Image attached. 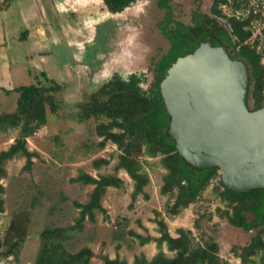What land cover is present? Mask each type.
<instances>
[{
	"label": "rangeland",
	"instance_id": "rangeland-1",
	"mask_svg": "<svg viewBox=\"0 0 264 264\" xmlns=\"http://www.w3.org/2000/svg\"><path fill=\"white\" fill-rule=\"evenodd\" d=\"M22 1L11 2L7 15L13 36L12 41H8L5 46L8 50L10 83L14 87L56 84L57 88L62 89L55 94L61 105L58 115L50 117L45 126L27 139V149L38 155L32 159L31 170H22L25 163L23 157L10 160L5 165L6 177L1 180L4 187V213L0 219V234L4 236L12 220L25 216L26 238L17 257L0 256V264H33L40 247L38 236L44 228H65L74 224L78 210L73 202L87 203L93 189L91 185L69 181L77 176L79 170L94 178L113 173L117 160L116 146L107 142L103 149L97 147L101 138L96 135L95 127L104 120L80 119L79 105L85 103L114 74L127 80L132 73L137 75L143 72L140 86L148 90L154 82L153 73L149 71L151 59L154 58L156 62L168 48L163 35L169 23L163 19L164 11L156 7V0L136 1L123 15H106L105 21H99L103 17L94 8L93 12L97 13L91 14L99 20L93 28L83 24L91 16L76 21L68 11L54 15L47 10L48 15L41 13L43 18L32 17L24 22L19 18L24 7ZM212 1H169L175 31L169 38L172 48L170 46L171 51L165 60H175L191 53L196 47L195 38L205 40L207 34L200 31L192 35L189 30L190 35L185 34V30L193 24V11L213 18L215 21L211 25L216 27L220 19L210 12ZM246 1L255 10L261 8L264 11V0ZM224 11L227 15L233 13L229 8H224ZM245 12L242 11V14ZM62 19L73 24L71 40L77 44L74 49L69 46L66 29L59 24ZM46 24H51L50 36L44 31L47 29ZM36 27L39 29L37 32ZM253 27L255 36L262 26L253 23ZM26 30L31 36L30 40L24 41L22 33ZM179 33L183 34L182 38H179ZM89 39L90 42L87 41ZM260 46L263 48L264 42ZM16 98L17 94L12 92L7 100L14 105ZM16 136L17 131L14 130L0 134V151L6 150ZM99 158L110 159V164L94 170L91 163ZM142 160H146L143 167L149 176V184L144 188L149 199L145 200L140 195L129 207L132 181L123 170H119L117 176L126 183L119 189H107L101 200L109 222L103 220V213L95 210V222L85 221L81 233H70V238L64 242L66 250L75 253L83 247H89L94 253L90 264H103V257L112 259L116 255L131 263L133 256L139 253L150 259L157 253L155 243L139 246L127 232L157 238L158 226L154 221L162 220L172 237H177L176 230L183 228L189 232L194 246L213 241L217 244L218 256L222 260L229 264H240L235 254L242 253L245 238L227 222L224 214L226 205L217 195L222 191L218 183L219 176L200 192L195 203L174 216L168 213V206L173 203V199L161 196L159 192L165 174L159 164V157ZM226 196L230 197L228 194ZM116 245L120 246L119 251H116ZM162 249L167 256H171L165 245ZM254 259L258 260L256 257Z\"/></svg>",
	"mask_w": 264,
	"mask_h": 264
},
{
	"label": "trees",
	"instance_id": "trees-1",
	"mask_svg": "<svg viewBox=\"0 0 264 264\" xmlns=\"http://www.w3.org/2000/svg\"><path fill=\"white\" fill-rule=\"evenodd\" d=\"M102 1L109 13L116 14L122 12L136 0ZM169 1L156 0L157 8L165 12V20L168 23L171 22ZM224 4L231 9H237L241 5H246L247 1L213 0L210 7L213 16H220V6ZM258 17L250 12L244 23L238 24L235 19H231L229 21L231 34L238 36L241 41L247 39L250 33L243 30V27H249L250 22ZM193 18H197L196 13ZM199 27H204L200 21L193 28L189 27L185 30L186 36L190 35L189 30L195 31ZM179 35V38L183 37V34L179 33ZM170 44L172 48V43ZM195 45L197 47V44ZM166 56L156 64L155 71L158 75L148 90L141 88L143 79L140 76L132 74L127 80H123L114 74L99 90L90 95L85 103L79 105L80 119L104 120L95 127L96 135L101 138L97 147L103 149L107 142L115 145L116 164L113 166L112 174L94 178L83 170H79L77 176L69 180L74 184L93 186L89 200L85 204L73 202L74 207L78 210L74 224L65 228H44L39 233L40 247L33 264H90L94 253L89 247H83L75 253H70L66 250L64 242L70 238V233H81L85 221L95 222V210L103 213V220L109 222L101 200L108 188L119 189L124 185V181L117 176L119 170H123L132 181L129 207H132L140 195L145 200L149 199L144 191V188L149 184V176L143 167L146 160H142V158L155 159L159 157V164L165 170L159 192L161 196L173 199V203L168 206V213L174 216L180 210L195 203L200 192L212 179L218 177L215 168L195 169L186 164L177 154L174 141L168 137L167 130L170 119L161 99L159 83L165 75L166 69L176 59L168 61L164 59ZM244 57L252 69L253 85L250 94L255 105L253 110H257L264 107V71L260 66L259 57L249 48L244 51ZM59 90L62 89L57 88V85L53 83L46 87L40 84L19 86L13 90L17 94L15 111L0 115L1 133H6L9 130L17 131L13 143L6 150L0 151V219L4 213L2 199L4 187L1 180L6 177L5 165L10 160L23 157L25 163L22 170H31L32 159L37 158L38 155L27 149V139L45 126L50 117L58 115L61 104L55 94L60 92ZM110 161V159L99 158L93 160L91 165L94 170H99L103 166H108ZM218 183L222 191L216 193L222 201L229 200L227 194L236 198L256 194L259 200L264 195L263 190H253L244 194L233 193L224 188L220 179ZM232 202L230 200V203ZM245 205V203H240L233 207L232 213L225 210V217L230 224L237 226L243 222L242 211L246 208ZM23 219L25 216L15 218L11 221L4 236L2 237L0 234V256L13 259L17 257V252L26 238V222ZM154 222L158 226L159 237L157 238L149 235L142 236L132 231L127 232V235L133 237L139 246L143 247L154 242L157 248V253L154 256L147 259L143 253H139L133 256L131 263L118 255L112 259L105 256L102 258L103 264H229L218 256V247L215 242L208 241L204 245L194 246L189 232L183 228L176 230L177 237H172L164 221L155 220ZM163 245H165L166 251L171 253V256H167L163 251ZM115 248L116 251H119L120 246L116 245ZM235 257L240 260V264H264V241L258 236L243 249L241 254L236 253ZM255 257L258 259L257 261H255Z\"/></svg>",
	"mask_w": 264,
	"mask_h": 264
},
{
	"label": "water",
	"instance_id": "water-1",
	"mask_svg": "<svg viewBox=\"0 0 264 264\" xmlns=\"http://www.w3.org/2000/svg\"><path fill=\"white\" fill-rule=\"evenodd\" d=\"M247 84L245 65L208 42L176 58L159 83L177 154L192 168H215L237 194L264 191V107L248 110Z\"/></svg>",
	"mask_w": 264,
	"mask_h": 264
},
{
	"label": "flooded vegetation",
	"instance_id": "flooded-vegetation-1",
	"mask_svg": "<svg viewBox=\"0 0 264 264\" xmlns=\"http://www.w3.org/2000/svg\"><path fill=\"white\" fill-rule=\"evenodd\" d=\"M224 8H229L233 13L230 15H227L224 11ZM242 11H246V14H242ZM250 12H252L254 15H258L259 17L257 19H254L250 22L249 27H243V30L250 33V36L241 41L238 36H233L231 34V27L229 21L231 19H235L237 23H244L245 20L249 17ZM197 14V18L194 19V14ZM165 18V12L163 15V19ZM217 19H220V21L217 20L216 27L211 25L213 24L215 20L213 18H210V16H207L206 14H202L199 11H193L192 12V21L193 24L190 27H194L196 23L199 21L201 22V25L204 26L203 28H197L195 31H192V35H196V32H203L206 33L205 40H197L193 37H190V39H194L195 44L197 46L202 42H208L213 46H222L225 48L229 58L242 62L247 71L248 75V84H247V91H246V98L245 103L249 111H253L254 109V100L251 97L250 91L252 90V76H251V66L244 57V51L246 48H249L250 51H253L256 56L259 57L260 60V66L263 68L264 71V47L261 48L260 44L264 42V11L260 8L259 10H255L253 7H250L248 5V2L246 5H241L237 9H231L228 5H221L220 6V16L217 17ZM171 22L167 24L166 31L168 33H174L175 31V21L170 19ZM210 23V24H209ZM253 23H258L262 27L258 34L254 36L253 34ZM170 24H172V27H170ZM184 25V24H183ZM185 26V25H184ZM162 33V32H161ZM166 33V35H163L165 39L167 40L168 48L166 49L165 54L161 56V58L158 59V62L163 59L164 56H166L169 53L170 49V35ZM195 49V48H194ZM193 49V50H194ZM192 50V51H193ZM191 51V52H192ZM155 59H151V64L149 65V71L153 73V78H155L158 73L155 71L156 69ZM133 74V73H132ZM142 74H137V76L143 77ZM130 76V75H129ZM143 79V78H142ZM228 197V196H227ZM229 200L222 201L226 205V210H229L230 213H232V208L238 206L240 203H245V209L242 211L243 215V222H240L239 225H232L227 220L228 224L234 228L241 236L245 238V247L246 248L252 240L256 239L258 236L264 241V195L261 196V201L258 199V195L251 194L246 195L243 197H228ZM230 200L233 201L230 203Z\"/></svg>",
	"mask_w": 264,
	"mask_h": 264
},
{
	"label": "crops",
	"instance_id": "crops-1",
	"mask_svg": "<svg viewBox=\"0 0 264 264\" xmlns=\"http://www.w3.org/2000/svg\"><path fill=\"white\" fill-rule=\"evenodd\" d=\"M18 1H22V0H0V115L13 113L16 109V101L13 105L11 101L7 100V98L11 95L13 90L17 87H14L10 83L9 58L7 53L8 50L5 48V46L8 43V41H12L13 39V36L11 35L12 28L9 25L10 21L7 20L8 19L7 15L10 10V3L11 2L16 3ZM136 1L138 2L139 0ZM21 4L22 5L24 4V7L21 9V12L19 13V18H21V20L24 22L28 19H32V17L33 18L42 17L41 13H43V15H48L47 10H50L51 13H53L54 15L68 11L72 15V19L76 21H80L86 16L88 17L91 16L88 18V21L83 23L86 27L89 26V28H93L96 22H98L99 20L98 18L93 17L95 15H92L93 13L94 14L97 13V11L93 12L94 8L98 9V13L101 14L103 17L102 19L100 18L101 20L99 21H105L106 15H110V16L123 15V13L129 10V7H127L122 12H120L121 14L120 13L111 14L107 11L102 0H26V1H22ZM91 12L93 13L91 14ZM76 21L72 20V22L74 23H76ZM59 24L62 25L64 30L66 29L65 31L68 33V35H66L67 40L70 43L69 46H71L74 49L77 46V44L73 43L74 40H71V38H73L72 34H74L72 30L73 24L71 23V21L69 22L65 19L60 20ZM50 26L51 24H46L48 30L46 28L44 29L45 34H47V36L52 35ZM38 30L39 29H37L36 27L35 32H37ZM92 32L93 31H90V33ZM22 36H23L22 39L24 41L30 40L29 38L31 36V33L28 30H26L22 33ZM87 41L90 42L91 39ZM80 47L81 46H78L77 48ZM9 131H7L6 133L0 132V134H7ZM124 183L126 182L124 181Z\"/></svg>",
	"mask_w": 264,
	"mask_h": 264
}]
</instances>
